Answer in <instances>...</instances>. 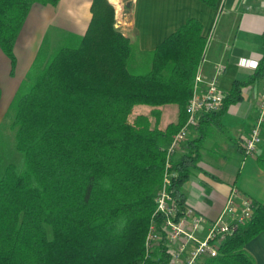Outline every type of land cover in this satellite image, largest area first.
<instances>
[{"label": "trees", "instance_id": "16d2710c", "mask_svg": "<svg viewBox=\"0 0 264 264\" xmlns=\"http://www.w3.org/2000/svg\"><path fill=\"white\" fill-rule=\"evenodd\" d=\"M59 1L0 0V51L11 75L14 45L31 7ZM108 1L93 0L83 37L67 35L54 47L43 42L9 104L6 119L22 164L0 169V264H167L162 244L146 258L145 239L152 222L162 221L155 197L164 147L185 122L208 41L201 23L188 19L134 65ZM197 1L213 10L219 0ZM262 50L253 76L233 82L222 109L200 119L190 152L176 162L168 193L179 211L186 208L182 186L203 142L243 101L242 90L264 77V35ZM171 105L179 122L164 129L157 127V110L129 122L137 106ZM256 161L264 170V156ZM252 201L250 220L201 264H254L244 247L264 234V205Z\"/></svg>", "mask_w": 264, "mask_h": 264}, {"label": "crops", "instance_id": "0c3cea01", "mask_svg": "<svg viewBox=\"0 0 264 264\" xmlns=\"http://www.w3.org/2000/svg\"><path fill=\"white\" fill-rule=\"evenodd\" d=\"M116 1L120 4L117 8L109 2L115 8L114 27L129 40L134 65L139 64L188 19L201 23V34L208 41L196 76L204 83L216 78L217 86L224 94L230 91L233 82L245 81L253 76L263 58L264 0H219L213 10L197 0ZM92 2L60 0L55 7L40 4L31 7L14 45L17 68L22 66L24 72L17 87L49 34L62 33V37H83L86 34L92 19ZM124 5L127 9H123ZM32 15L33 19L30 18ZM0 55L4 56L1 51ZM219 69H222L221 73ZM201 86L204 89V85ZM262 89L264 77L244 88L243 101L227 110L221 130L236 127L238 140L248 135L259 113L258 95ZM143 110L149 113L157 110L163 118V126L179 122L176 106L135 108V111ZM195 138L193 130L188 142ZM188 142L184 154L190 152ZM205 142L196 169L191 170L182 186L186 206L207 220H213L224 208L232 188L264 205V170L256 161L257 156H264V130L257 153L245 155L237 141L235 153L226 159L228 165L222 167L217 159H208L205 153H209V149L204 147ZM244 250L254 264H264V234L254 237Z\"/></svg>", "mask_w": 264, "mask_h": 264}, {"label": "built area", "instance_id": "2783aa9c", "mask_svg": "<svg viewBox=\"0 0 264 264\" xmlns=\"http://www.w3.org/2000/svg\"><path fill=\"white\" fill-rule=\"evenodd\" d=\"M115 8L120 4L117 2ZM123 9H127L124 5ZM115 26V25H114ZM222 69H219V73ZM201 84L204 85V89ZM259 113L250 133L238 140L240 150L247 156L258 152L262 143L264 126V89L259 93ZM226 94L220 91L216 78L203 82L195 77L192 96L185 107V122L164 147L165 163L162 188L155 197V214L162 217L161 223L152 222L146 239V258L152 259L154 250L161 244L167 264H201L217 257L222 243L231 237L253 214V201L232 188L224 208L213 220H207L187 207L179 211L168 188L178 173L176 162L183 156L190 133L201 118L222 109Z\"/></svg>", "mask_w": 264, "mask_h": 264}, {"label": "rangeland", "instance_id": "374dc122", "mask_svg": "<svg viewBox=\"0 0 264 264\" xmlns=\"http://www.w3.org/2000/svg\"><path fill=\"white\" fill-rule=\"evenodd\" d=\"M115 4H117L116 0H109ZM108 1V2H109ZM114 8V7H113ZM114 15H115V8H114ZM33 19L32 17H30ZM32 22V20L30 21ZM62 33H51L47 36L46 40L48 44L52 47L56 45L63 37ZM14 53V49H13ZM0 55V158L1 164L0 169L1 171L4 169L5 166L8 164H13L17 168H19L22 164L21 156L17 153L15 149V141H14V133L9 128V120L6 119V113L8 111L9 104L13 98V93L21 79L24 75L23 67L19 66L17 68V58L15 56V68L14 73L11 75V63L9 59ZM18 88V87H17ZM17 90V89H16ZM178 110V107H176ZM152 112V111H151ZM149 113L147 110L143 111H133L132 116H130V121H133V118L138 115H146L148 116ZM151 120V126L154 127L155 119L149 118ZM226 119V118H225ZM158 121V128L164 129L166 126H163V118L159 115L157 118ZM234 128H226V131L223 130H214L213 136L206 140L204 143V147L209 149V153L207 157L209 160L214 159L218 160V165L225 166L228 165L225 161L230 155L235 153V144L238 141V132ZM261 146V145H260ZM184 154V153H183ZM220 158H219V157ZM218 157V158H216ZM222 169V168H220ZM155 252V250H154ZM154 255V254H153Z\"/></svg>", "mask_w": 264, "mask_h": 264}]
</instances>
